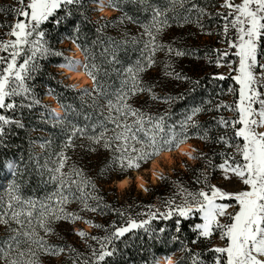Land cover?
Segmentation results:
<instances>
[{"label": "trees", "instance_id": "obj_1", "mask_svg": "<svg viewBox=\"0 0 264 264\" xmlns=\"http://www.w3.org/2000/svg\"><path fill=\"white\" fill-rule=\"evenodd\" d=\"M221 1L190 0L184 8L177 5L173 11L168 12L169 26L164 27L157 38H163L167 32L165 38L169 39L165 45H170L173 52L169 53L167 48H164L160 54L155 52L152 57L155 63L151 67L148 66L147 59L149 52L144 49L145 42L148 40L144 26L151 24L152 7L158 6L163 10L168 7L166 0H147V4L141 3L140 0H114L116 6L110 8L115 9L117 13L110 17L97 16L96 18L93 16L95 10L92 0H82V6L73 5L69 6L67 10L57 11L56 17H64L58 25L53 17L51 22H45L41 26L46 33L49 46L56 51L64 50L63 41L73 43L72 46L78 47L79 45L78 49L84 58L85 53L82 49H88L89 62L95 63L99 67L98 82L104 93L100 95L91 92L90 95H83L80 89L87 88L86 86L74 88L64 82L59 73L52 70V67L56 66L59 69V65L64 63L62 56L50 55L38 58L39 68L33 73V79L27 81L33 96L40 101V104L34 105L30 109L17 107L15 110H0V114L5 115L8 119L20 121L23 124V127H19L15 123L4 125L3 134L0 135V172L4 170L6 163L14 165L7 183L0 188L2 193L0 194V212L6 210L10 185L18 188L17 194L24 201L47 203V198L51 197L52 203L55 204L58 198L56 194L59 184L50 180L49 169L57 166V155L61 152H64L68 157L62 171L69 173L73 168L82 170L84 177L90 179L95 185V190L91 186H86L87 191L92 196L100 197L99 201L89 200V204L93 207L99 203L100 207L96 212L82 210V205L76 199L81 193L76 190L75 185L72 186V199L69 204L65 205V209L78 213L85 219L91 220L93 224H87L84 220L71 223L58 221L50 225L54 232L47 236L43 230L37 229L41 236H45L48 244L66 249L59 255H41V264H73L76 253L81 254V259L94 260L92 252L93 249L101 250L100 242L91 240L90 237L96 236L103 240L115 228L126 226L129 218H133L137 222L147 219V215H142V213H147L149 206L152 211L157 209L163 211L165 210V201L169 198H174L177 204L181 203L183 193L180 192V189L195 192L206 188L204 186V170L208 171L211 168L208 161L210 160L213 165L219 164L224 159L219 155L220 152L230 154L234 147H225L215 141L221 135L233 137L234 131L232 128L225 130L217 121L220 117L229 120L237 119L238 114L228 108H222L219 111H209L208 109H215V106L221 102L235 107L239 98L238 91L231 93L227 91L230 87L235 88L236 84L231 79L224 81L211 79L213 76L211 72H217L216 60L205 48L199 46L201 44H196L195 49L187 51L186 55L176 56L175 50H179V46L169 43L173 37L197 38L209 35L207 29L211 27L219 30L224 24V20L215 15L217 13L215 9L220 7ZM27 2L28 0H25V3ZM193 4L212 13L211 17L207 15L199 17V23L203 25V30L197 24V11L195 9L188 11ZM0 5L6 13L3 18H0V22L4 20V25H10L11 19L16 16L9 11V8L20 5L17 0L0 2ZM67 11H71V15H67ZM218 12L226 15V10L222 9ZM122 17L124 18L121 19ZM185 17H188L191 22L186 23ZM5 20H10V22H5ZM132 26L138 28L136 36L132 34L135 32L131 28ZM10 39H14V37L9 36L8 40ZM133 39H135V43ZM157 42L159 41L157 40ZM2 54L7 56V53ZM209 60L212 63H209ZM22 62L23 58H19L18 63ZM141 67L144 70L138 71ZM128 69H132V73H129ZM166 72L179 73L188 79L177 80L173 76L166 75ZM133 73L137 74L141 85L151 88L152 92L149 94L145 91L131 96L129 98L131 105L154 117L166 115V124L175 125L177 131H179V122L191 113V109L195 107L203 109L194 117L199 127H190L188 129L189 139L181 144L192 142L196 147H201L204 151L202 161L196 164H186L184 168L177 167L172 173L161 175L164 179L160 178L156 183L149 185L145 191L136 189L133 184L123 190H118L111 184L117 179L131 175L133 171H140L160 153L170 150H164V152L161 151L154 155L148 161L143 162L139 169L133 168L122 172L113 163L114 153L111 149L92 144L87 137L80 136L78 133L73 137L74 146L65 147L74 128H86L88 136L97 135L104 130L100 127L103 122L109 129L107 135H112L111 129L114 125L105 120L108 115L107 102L108 100L115 101L116 95L122 89L126 91L131 87ZM85 74L87 75L86 72ZM88 77L91 80V77ZM93 87L94 85L87 89L91 90ZM49 88L59 94V102L56 95L48 94ZM151 95L160 99H152ZM45 96H49L51 100H45ZM229 96L232 99H229ZM165 97L171 99L165 101ZM14 100L19 105L23 98L16 97ZM51 102H55L60 107L62 111L59 115L60 120L53 119L46 111V107L50 109L49 103ZM61 104L66 105L67 110L61 107ZM93 125H96L95 129L92 127ZM205 132H207L208 139H200ZM237 141L243 143L242 138H235L231 143L235 145ZM115 146L116 144L113 143L112 147L115 148ZM214 170L216 171V167ZM213 178H215L213 174L207 177V184ZM198 179L199 183H197ZM67 187L65 185V195H69ZM21 207L23 205L17 204L16 210ZM38 214L39 203L37 204ZM201 222L200 216L193 214L188 220H182V230L176 233L175 218L170 221L152 220L150 228L156 233L161 227H167V230L160 234L159 240L150 238L144 229H135L115 241V253L97 264H156L157 260L159 261L165 256L173 257L177 264H191L190 254L181 250V241L187 245L191 253L199 252L204 261L213 264L215 254L206 251L212 248L211 241L201 239L198 243H192L195 239L192 226ZM95 224L102 227H94ZM11 227L16 228L17 225L13 222ZM77 230L88 233V237L81 238L76 234ZM9 235H11L9 227L0 224V246L6 247ZM173 235H178L179 240L173 242L171 239ZM68 246L74 248L76 252L68 251ZM111 247L112 245H109L107 250H111ZM0 264H4V262L0 260Z\"/></svg>", "mask_w": 264, "mask_h": 264}, {"label": "snow or ice", "instance_id": "obj_2", "mask_svg": "<svg viewBox=\"0 0 264 264\" xmlns=\"http://www.w3.org/2000/svg\"><path fill=\"white\" fill-rule=\"evenodd\" d=\"M140 2L147 4V0H140ZM188 2L190 0H166L168 7L163 10L158 6L152 7L151 24L144 26L145 35L148 36L144 49L149 52L147 58L149 67L155 63L152 57L156 51L167 48L169 53L173 52L170 45L158 43L157 36L164 27L169 26L167 13L173 11L177 5L184 8ZM17 3L20 5L19 7L9 8V11L16 16L15 22L10 25L0 24V27L7 26L11 29L6 35L14 37L10 40H0V53H7V56L0 55V110H15L17 107L30 109L34 105L40 104V101L33 96L32 89L27 83L33 79V73L39 68L38 58L50 55L63 56L62 52L49 46L46 33L41 26L45 22H51L53 17L58 25L64 19V17H56V13L60 9L67 10L69 6L73 5L82 6V0H28L27 3L25 0H17ZM92 3L97 5L95 10L116 6L114 0H107V3L105 0H92ZM220 7L227 10L226 15L222 12L215 14L224 20L222 43L226 44L227 48L214 50L217 53L215 64L217 67L227 66L229 73L228 75L213 74L211 79L233 80L239 86V100L235 107L221 102L215 106V109L208 110L219 111L222 108H228L238 114V119L229 120L220 117L217 121L225 130L232 128L234 136L221 135L215 142L223 144L225 147H234L235 152L229 154L222 151L219 155L224 158L223 162L217 166L209 160L208 165L209 167H218L225 180L235 177L246 188L237 192H228L216 185H208L207 176H205L207 191L201 188L198 191L190 192L181 188L180 192L183 193L181 203L177 204L174 198H169L165 201V210L163 211L160 209L152 211L149 206V211L142 213V215H147V219L137 222L135 219L129 218L126 226L115 228L103 240L96 236L90 237L91 240L100 242L101 250L93 249L94 260L92 261L81 259V254L76 253L73 264H97V262L105 261L106 257H111L115 253V241L135 229H144L150 238L159 240L160 234H163L167 227H161L156 233L150 228L152 220L170 221L175 218V232L179 233L182 230V220H188L193 214H198L202 221L192 226V231L195 234L193 244L198 243L201 239L210 241L215 232L220 233L221 240L225 238L227 240L226 246H213L206 250L215 254L213 264H264V132L257 131L259 128H264V91L260 90L264 89V0H240L238 4L235 3V0H223ZM193 9L198 13L197 24L203 30V25L199 23V17L205 15L211 17L212 13L195 4L188 11ZM0 11H4V9L0 8ZM67 15H71V11H67ZM128 19L131 18L128 17ZM185 22L191 21L185 17ZM230 31L234 33L231 37L228 35ZM207 34L211 35V32ZM133 42H136L135 39ZM233 49L235 51H232ZM82 50L85 53L84 62L64 57L65 63H61L59 67L75 70L77 66H82L87 75L91 77L94 87L91 90L82 88L80 92L83 95H90L91 92L103 95L98 82L99 67L95 63L89 62L88 49L83 48ZM186 54L184 51L175 50L176 56ZM229 56H235L237 60H228ZM19 58H23L22 63H18ZM209 63L212 61L209 60ZM143 70V67L138 69V71ZM127 71L132 73V69ZM233 72L235 75H232ZM165 74L173 76L177 80L188 79L179 73L166 72ZM131 80V87L128 90L122 89L116 95L115 101L108 100L107 102L108 115L105 120L114 125L111 129L112 135H107L109 129L103 122L100 127L104 130L97 135L88 136L86 128H74L68 137L66 148L74 146L73 137L78 133L80 136L87 137L92 144L111 149L114 153L113 163L123 172L133 168L139 169L143 162L148 161L154 155L164 150L178 148L189 139L188 129L199 127L194 117L203 109L201 107L191 109V113L179 122V131H177L175 125L166 124V115L154 117L131 105L129 102L131 96L145 91L149 94L152 92L151 88L141 85L137 74L133 73ZM235 91V88H229V92ZM48 94L56 95L59 102V94L54 89L49 88ZM16 97L23 98L21 104L15 103L14 98ZM151 98L160 99L155 95H151ZM169 99L171 98L165 97V101ZM8 100L12 102H6ZM253 105H259V108H255ZM61 107L67 110L66 105L61 104ZM46 111L53 119H61L55 110L46 107ZM12 123L23 127L20 121L10 120L0 114V135L3 134V126ZM92 127L95 129L96 125ZM235 138H242L243 143L237 141L233 145L231 141ZM200 139H208L207 132ZM113 143L116 144L115 148L112 147ZM237 154L242 157L241 161L236 160ZM187 155L191 159L197 158L193 157L191 153H187ZM199 158H204L203 153ZM67 160L68 157L64 152H61L57 155V166L49 169L50 180L59 184L56 194L58 198L55 204L52 203L51 197L47 198V203L24 201L17 194L18 188L9 186L6 210L0 212V224L8 226L11 233L6 247L0 246V260L4 264H41V255H59L66 251L64 247L48 244L45 239V236L54 232V229L50 227L52 223L58 221L71 223L84 220L87 224H93L91 220L85 219L78 213L65 209V205L71 202L73 185L81 193L76 199L82 205V210L96 212L100 207L99 203L95 207L89 204L90 199L99 201L100 197L92 196L87 191L86 186H91L95 190V185L90 179L84 177L82 170L73 168L69 173L62 171ZM9 167H13V165H9ZM160 178L164 179V177ZM199 182L198 179L197 183ZM65 185L68 186L69 195L64 194ZM228 200L235 201L238 211L229 212V208L233 205L224 202ZM38 203L39 214L37 215ZM17 204H21L23 207L16 210ZM221 217H227L230 222L221 223ZM13 222L17 225L16 228L11 227ZM93 226L102 227L98 224ZM37 229L43 230L45 236H41ZM76 234L81 238L88 237V233L83 230L77 231ZM171 239L175 242L179 240V237L173 235ZM181 244V250L190 254L191 264H208L201 258V253H191L183 241ZM109 245H112L111 250H107ZM67 250L76 252L71 246H68ZM163 259L167 264L169 256H165ZM156 264H159L158 260Z\"/></svg>", "mask_w": 264, "mask_h": 264}, {"label": "rangeland", "instance_id": "obj_3", "mask_svg": "<svg viewBox=\"0 0 264 264\" xmlns=\"http://www.w3.org/2000/svg\"><path fill=\"white\" fill-rule=\"evenodd\" d=\"M7 1L8 0H0V2H7ZM222 2H223V0L221 1L220 5L222 4ZM105 3H107V1ZM235 3H237V4L240 3V0H235ZM93 5H94V10H95L97 8V5L94 3H93ZM0 8H2L1 5H0ZM101 9H104L105 11L101 12L100 10H95L93 13L94 18H96L97 16L110 17L111 15L117 13V11L115 9H112L110 7H103ZM222 9L223 8L218 7L215 10H216V12H218L219 10H222ZM223 10H226V9H223ZM226 14H227V10H226ZM5 15H6V13L4 11H0V18H3ZM11 20H12V22H11V24H12L15 22L16 18L11 19ZM5 22L9 23L10 20H5ZM0 24H4V20L1 21ZM131 28L135 31L132 34L136 36L138 34V28L134 27V26H132ZM10 30L11 29L9 27L8 28L7 27H0V40H8L9 36L6 35V33L10 32ZM207 30H208L207 31L208 33L211 32V35L198 36L197 38L173 37L169 40V43H174L175 45H178L179 50L184 51V52H187L189 50L191 51L192 49H195L196 44L198 45V43H199V44H201L199 46H202V48H205L209 52V54L212 55L214 60H216L217 59V53L214 50L215 49L224 50L227 48V45L222 43V41L224 39L223 24L221 25V28L219 30H217V28H215V27H211L210 29H207ZM228 35H229V37H231L234 35V33L230 31L228 33ZM165 37H167V32L163 35V38H165ZM163 38H157V40L159 41L158 43L167 44L166 41L169 38H165L164 40H163ZM72 44L73 43L68 42V41L62 42V46L64 48V50L62 51L63 60H64V57H71L74 60H76V57L71 54V52L73 51ZM192 46H193V48H192ZM163 50H158L156 52L160 54L161 52H163ZM232 51H235V50L233 49ZM0 55H3V54L0 53ZM83 58H84V55H83ZM227 59L231 60V61L237 60V58L235 56H229ZM84 60H85V58L83 59V62H84ZM64 63H65V61H64ZM215 68H216L217 72L213 71V72H211L212 74L223 73L225 75H228V73H229V68L227 66L217 67L215 65ZM52 70L57 71L59 73V76L61 78H63V81L66 82L67 84H69L70 86H73L74 88H80L77 86L78 81L70 79V77L68 75L67 76L62 75L64 72L62 70L59 71L57 66L52 67ZM208 70H211V69H208ZM61 72H63V73H61ZM232 75H235V73L233 72ZM234 84H235V82H234ZM92 85H93V83L85 85V86L87 88H91ZM234 87H235V89L237 88L236 91H238L239 86L236 84V85H234ZM230 88H232V87H230ZM260 90L264 91V89H260ZM227 92H229V90ZM229 93H231V92H229ZM238 94H239V92H238ZM229 99H232L231 96H229ZM45 100L49 101V100H51V98H49V96H45ZM238 100H239V98H238ZM54 106H55V102L49 103L50 109H53ZM253 107L259 108V105H253ZM237 119H238V117H237ZM257 131L264 132V128H259V129H257ZM168 152H171V154H170L171 159L170 160L165 159V157H162V153H160V155L156 157V158H158L157 164L154 167H152V161L154 159H156V158H154L150 162L151 166H150L149 170L148 169L144 170L143 174L141 173L142 175L139 173L136 175L135 182L132 181L131 183L130 182L126 183L127 185L125 184L123 187H120L119 184L115 185L113 183L111 185L116 187L118 190H123L124 188L129 187L130 185L133 184V185H135L136 189L145 191V189L149 185L157 182L160 179L161 175H163L165 173H172V171L177 167L178 168H184V165H186V164H196V163L202 161V159H203V158H199L200 154L201 153L204 154V151L202 150V148L196 147L192 142H190V146H188V150H186L185 152H176V150H172V151H168ZM234 152H235V148H233L230 151V154L234 153ZM187 153H191L193 157H197V158L191 159V158H189ZM235 158L237 161L242 160V157L239 154H237ZM219 164H221V163H219ZM219 164H214V165L218 166ZM9 165H13V164L12 163H6L4 170L0 172V188H1V186H5V184L7 183L8 177H9V175L13 169V167L9 168ZM214 169H215V167H211V168H209L208 171L204 170V178H205V176H207V177L211 176V174H213V177H215L209 182L208 185H216L217 187H219L225 191H228V192H237V191L244 190L246 188V186L243 185L242 182L240 180H238L237 178L232 177V179H230V180H225L223 178L222 171L218 167H216V171ZM138 175H140L142 177L143 184L138 182V179H137ZM148 176H151L152 179L154 180V181L152 180V183L147 182V180L149 179ZM123 179H127V178H123ZM204 189L206 191L208 190L206 188H204ZM0 194H2L1 190H0ZM224 202L228 203L230 205H233L232 207L229 208V212L234 213L235 211H238V206L235 205L234 200H228V201H224ZM220 221H221V223H225V224L230 222L227 217H221ZM210 241H211L212 247L213 246H226V243H227L226 238L224 240L220 239V233L219 232H215L213 234V236L211 237ZM174 262H175V260H174ZM159 264H164V263L161 262Z\"/></svg>", "mask_w": 264, "mask_h": 264}, {"label": "bare ground", "instance_id": "obj_4", "mask_svg": "<svg viewBox=\"0 0 264 264\" xmlns=\"http://www.w3.org/2000/svg\"><path fill=\"white\" fill-rule=\"evenodd\" d=\"M106 1H107V0H105V2H106ZM72 49H73V51L71 52V54L74 55V56L76 57V60L83 62V56H82L80 50L78 49V47H77L76 45H73V46H72ZM65 69H67V71H65ZM59 70H62V71L64 72L63 74H65L66 76L68 75V76L70 77V79L75 80V81H78L77 86L79 85V87L85 86V85H87V84H91V80H90L89 82L85 83V76H86V77H88V76H87V75L85 74V72L83 71L82 66H77V68H76L75 70H70V69H68V68H61V67H59ZM78 73H84L85 76H80V75H78ZM88 78H89V77H88ZM54 110H55V112L58 113L59 115L62 113L60 107H59L57 104H55V106H54ZM188 146H190V143L183 144V145H181V146L176 150V152H185L186 150H188ZM170 154H171V152H164V153H162V157H165V159L170 160V159H171ZM157 159H158V158H156V159H154V160L152 161V167H154V166L157 164V162H158ZM9 168H12V167H9ZM137 179H138V182H139V183H142V184H143V179H142V177H141L140 175L137 176ZM125 181L127 182V179H122V180H120V183H123V182H125ZM125 184H126V183H123V186H124ZM161 262H162V263L165 262L163 258H161V259L159 260V263H161Z\"/></svg>", "mask_w": 264, "mask_h": 264}, {"label": "water", "instance_id": "obj_5", "mask_svg": "<svg viewBox=\"0 0 264 264\" xmlns=\"http://www.w3.org/2000/svg\"><path fill=\"white\" fill-rule=\"evenodd\" d=\"M59 70V69H58ZM59 71H61V70H59ZM61 73H63V72H61ZM62 75H65V74H62ZM177 149V148H176ZM173 150H175V149H173ZM160 155V154H159ZM158 155V156H159ZM157 157V156H156ZM155 157V158H156ZM151 162V161H150ZM150 162L148 163V165L146 166V167H144L143 169H141L140 171H133V173L131 174V175H128V176H125V177H123V178H127V183H131L132 181H134L135 182V180H136V175L139 173V174H143V171L144 170H146V169H148L149 170V168H150V166H151V164H150ZM141 174V175H142ZM149 177V179L147 180V182L148 183H152V177L151 176H148ZM123 178H120V179H117V180H115L114 182H113V184H115V185H118L119 183L118 182H120V180H122ZM154 181V180H153ZM156 183V182H155ZM153 184V183H152ZM151 184V185H152ZM127 185V184H126Z\"/></svg>", "mask_w": 264, "mask_h": 264}, {"label": "clouds", "instance_id": "obj_6", "mask_svg": "<svg viewBox=\"0 0 264 264\" xmlns=\"http://www.w3.org/2000/svg\"><path fill=\"white\" fill-rule=\"evenodd\" d=\"M100 11L101 12H104L105 10L104 9H100ZM65 71H67V69H65ZM78 75L85 76L84 73H78ZM89 81H90V78H88V77L85 76V83H87ZM78 87H79V85H78ZM118 183H119V186L120 187H123V183H127V182L125 181L123 183H120V182H118ZM164 264H166V262H164ZM167 264H174V259L171 256L169 257V260H168Z\"/></svg>", "mask_w": 264, "mask_h": 264}]
</instances>
